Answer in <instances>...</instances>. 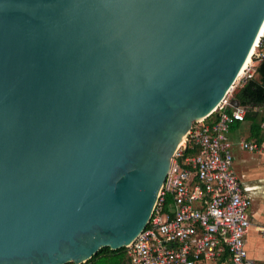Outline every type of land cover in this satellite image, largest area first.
<instances>
[{"label":"water","instance_id":"water-1","mask_svg":"<svg viewBox=\"0 0 264 264\" xmlns=\"http://www.w3.org/2000/svg\"><path fill=\"white\" fill-rule=\"evenodd\" d=\"M263 28L264 0H0V264L131 245Z\"/></svg>","mask_w":264,"mask_h":264},{"label":"built area","instance_id":"built-area-1","mask_svg":"<svg viewBox=\"0 0 264 264\" xmlns=\"http://www.w3.org/2000/svg\"><path fill=\"white\" fill-rule=\"evenodd\" d=\"M263 60L264 32L236 83L252 80ZM234 90L211 116L194 124L176 152L149 225L126 248L130 264H254L245 244L252 203L233 171L228 136L247 115L245 107L233 106ZM240 147L255 151L259 145L243 141ZM186 148L198 152L185 157ZM169 196L173 202L168 213Z\"/></svg>","mask_w":264,"mask_h":264},{"label":"crops","instance_id":"crops-1","mask_svg":"<svg viewBox=\"0 0 264 264\" xmlns=\"http://www.w3.org/2000/svg\"><path fill=\"white\" fill-rule=\"evenodd\" d=\"M236 102L232 100L233 106ZM255 110L261 111V108ZM251 127V121L245 119L244 122L235 123L228 136L232 143L233 171L242 183L244 195L252 203L249 209L252 227L245 239L246 249L254 264H264V236L261 233L264 228V137H253ZM243 141L256 142L259 147L255 151L243 150L240 147Z\"/></svg>","mask_w":264,"mask_h":264},{"label":"trees","instance_id":"trees-1","mask_svg":"<svg viewBox=\"0 0 264 264\" xmlns=\"http://www.w3.org/2000/svg\"><path fill=\"white\" fill-rule=\"evenodd\" d=\"M237 100L240 106L247 108L246 120L251 121V133L253 137L263 139L264 129V60L258 65L256 76L241 86L232 97ZM261 108L256 111L255 108ZM198 150L194 148H186L184 150L185 157L196 155ZM173 199L169 196L166 200L164 208L165 212H171ZM84 264H130L127 255V249L111 250L110 248L101 249L89 261Z\"/></svg>","mask_w":264,"mask_h":264},{"label":"bare ground","instance_id":"bare-ground-1","mask_svg":"<svg viewBox=\"0 0 264 264\" xmlns=\"http://www.w3.org/2000/svg\"><path fill=\"white\" fill-rule=\"evenodd\" d=\"M263 32H264V28H263V30L261 31L260 36L258 37V40L256 41V44L254 45V48L252 49V52H251V54H250V56H249V58H248L246 64L244 65V67L250 62L251 56H252V54L254 53L255 48H256V46H257V44H258L260 38L262 37ZM244 67H243V69H244ZM243 69H242V71H243ZM242 71L240 72V74L242 73Z\"/></svg>","mask_w":264,"mask_h":264},{"label":"rangeland","instance_id":"rangeland-1","mask_svg":"<svg viewBox=\"0 0 264 264\" xmlns=\"http://www.w3.org/2000/svg\"><path fill=\"white\" fill-rule=\"evenodd\" d=\"M240 88H241V85L236 83L235 90L232 92L231 97H233V94Z\"/></svg>","mask_w":264,"mask_h":264}]
</instances>
